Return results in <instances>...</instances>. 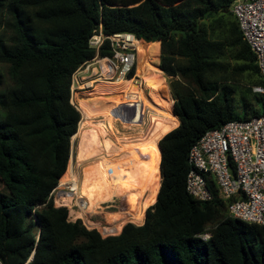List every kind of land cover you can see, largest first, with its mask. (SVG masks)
I'll list each match as a JSON object with an SVG mask.
<instances>
[{
  "label": "trees",
  "instance_id": "16d2710c",
  "mask_svg": "<svg viewBox=\"0 0 264 264\" xmlns=\"http://www.w3.org/2000/svg\"><path fill=\"white\" fill-rule=\"evenodd\" d=\"M232 2L0 0L7 77L0 73V264H264V223L228 216L215 188L207 201L185 189L188 151L205 131L264 115V93L250 88L251 103L244 96L234 107L236 73L253 76L255 86L264 87V79ZM99 23L104 34L129 32L151 42L140 43V55L158 56V43L155 70L170 79L178 120L158 140L159 188L143 223L127 222L107 236L68 220L67 208L51 197L67 175L80 119L72 75L94 56L88 39ZM109 53L106 41L99 54Z\"/></svg>",
  "mask_w": 264,
  "mask_h": 264
},
{
  "label": "built area",
  "instance_id": "2783aa9c",
  "mask_svg": "<svg viewBox=\"0 0 264 264\" xmlns=\"http://www.w3.org/2000/svg\"><path fill=\"white\" fill-rule=\"evenodd\" d=\"M229 10L238 24L243 40L254 54L255 64L264 79V0H233ZM106 41L110 53L100 55L99 50ZM141 42L144 41L129 32L104 34L100 23L93 29L88 46L94 51V56L80 65L71 79V103L77 110V94L89 92L98 84L124 86L134 84L139 88L143 85L142 68L138 69ZM149 53L150 51L147 55ZM156 68L157 65L154 69ZM254 91L264 93V87L255 86ZM143 113L138 126L132 125L127 128L122 127L124 121L114 118L112 130L105 126L107 134L111 133L110 138L118 136L120 143L135 140L143 132ZM81 118L80 114L77 129ZM149 125L150 121L146 131ZM188 163L190 169L186 175L185 189L194 199L210 200L213 196L211 190L215 188L217 197L226 203L228 216L249 223H264V115L247 120H230L218 128L205 131L191 145ZM58 181L51 192L53 204L65 206L70 217L69 206L63 202L56 204L55 199L62 194L76 193V183L71 176L63 183L60 182V178ZM76 197L72 207L93 222L91 227L96 228L98 232L100 224L105 226L107 223V227L103 228L109 226L111 228L118 221L111 216L109 218L105 216L101 209L109 210L111 214L116 212L129 214L126 210L114 208L110 204L105 208L102 204H96L95 208L88 209V200L79 194H76ZM76 219L82 220L86 228L90 227L84 223L82 217L71 220L68 218L70 221ZM198 237L206 240L209 232L200 233Z\"/></svg>",
  "mask_w": 264,
  "mask_h": 264
},
{
  "label": "bare ground",
  "instance_id": "6f19581e",
  "mask_svg": "<svg viewBox=\"0 0 264 264\" xmlns=\"http://www.w3.org/2000/svg\"><path fill=\"white\" fill-rule=\"evenodd\" d=\"M142 73L143 85L140 88L134 84L124 86L103 83L89 92L77 94V108L82 118L78 127L80 136L76 157L78 161H86V164L80 169L79 187L77 177L74 178L76 193L62 194L55 202L67 204L69 214L73 218L82 217L90 227L93 222L72 207L78 193L88 200V209L96 204H102L103 207L111 204L131 215L121 212L112 214V219L118 221L111 228L98 226L99 230L103 229V234L119 233L128 220L133 223L142 221L144 210L154 203L159 188L160 153L157 141L178 124L172 113V97L165 79L152 70L142 69ZM147 106L158 115L149 117L150 125L145 133L131 142L120 143L118 136L109 137L111 133L107 134L105 126L112 130L114 117L124 121L122 127L127 128L125 124L128 117L136 114L135 111L141 117ZM97 117L100 119L94 120ZM140 120L132 123L138 126ZM70 167L66 180L71 176ZM140 181L146 185L136 186V182Z\"/></svg>",
  "mask_w": 264,
  "mask_h": 264
},
{
  "label": "rangeland",
  "instance_id": "374dc122",
  "mask_svg": "<svg viewBox=\"0 0 264 264\" xmlns=\"http://www.w3.org/2000/svg\"><path fill=\"white\" fill-rule=\"evenodd\" d=\"M0 32H1V28H0ZM218 33H219V31L218 30H215L214 32H209V35H210V37L211 38H215V37H217V35H218ZM227 60H229V62H230V65H231V67L232 68H235V67H237V66H239V64H240V61H236V60H234L233 58H231V57H228L227 58ZM157 63H158V56H156V55H152L151 53L149 54V55H139V58H138V69H140V68H142L143 70H146L147 68H149V66L148 65H151L150 66V69L152 70V71H155V72H157V73H160L161 75H162V77L165 79V82H166V84H167V87H168V82H169V77H167V76H165L162 72H158V71H156L154 68L156 67V65H157ZM143 65H145V67L143 68ZM6 68H5V64H1L0 63V73L2 74V76H3V80H4V82H6V79H7V77H6ZM235 78L237 79V81H236V85H237V88H236V90H235V92H234V96H233V98H234V107H235V109H236V111L238 110V107L240 106V103H241V97H244L245 98V100L247 101V102H250L251 103V100H252V98H251V93L249 92H247V88H250L251 89V92L253 93V92H255L254 91V86L255 85H253L252 84V80L254 79L253 78V76H250L248 73H242V74H235ZM2 86H0V88H1ZM168 90H169V87H168ZM169 92H170V90H169ZM171 94V93H170ZM172 97V96H171ZM80 98V97H79ZM78 99V98H77ZM83 102H86V100H82ZM88 101V100H87ZM173 103V98H172V102H171V104ZM136 112V114H134V115H131L132 116V118H131V116H129L128 117V119L126 120V126L127 127H129V126H132V125H135V124H133V123H137L139 120H140V116L137 114V111H135ZM154 116V115H158L156 112H155V110H153L152 108H150L149 106H147L145 109H144V113H143V124H142V127H143V132L142 133H145L146 132V126H148V124H149V121H150V116ZM115 118V117H114ZM97 119H100V118H95L94 120H97ZM176 120H177V118H176ZM115 121V120H114ZM178 121V120H177ZM133 122V123H132ZM114 124V123H113ZM116 126H117V124H116ZM124 128H126V127H124ZM115 130H117V129H115ZM133 131V130H132ZM141 133V134H142ZM73 135H75V137H72L71 136V138H70V155H69V159H68V163H67V168H68V166H71L70 167V174H71V177L74 179V178H76V181H77V185H78V187L80 186V176H81V173H80V169L82 168V166L83 165H85L86 164V161L84 162V161H78V159H77V157H76V154H77V143H78V139H79V136H80V134H79V132H78V129L76 130V132L73 134ZM76 164V165H75ZM76 167V168H75ZM67 168H66V170H67ZM68 170H69V168H68ZM69 172V171H68ZM68 172H67V175H68ZM65 176V178L61 181V183L62 182H64L66 179H67V177L68 176ZM74 175V176H73ZM59 182V181H58ZM141 182V181H140ZM136 182V186H142V185H146V183H144V182ZM0 188H1V185H0ZM78 190H79V188H78ZM144 193H146V191H144ZM79 194V193H78ZM116 200H118L119 198H115ZM56 203V202H55ZM57 204V203H56ZM153 204V203H152ZM100 205V204H99ZM109 205V204H108ZM111 205V204H110ZM151 205V204H150ZM105 206V205H104ZM149 206V205H148ZM147 206V207H148ZM106 207V206H105ZM105 207H103V208H105ZM95 208V207H94ZM115 208V207H114ZM103 211V212H102ZM145 211V210H144ZM101 212L103 213V214H105V216H107L108 218H109V216H112V214L110 213V211L108 210H106L105 209V211L104 210H102L101 209ZM127 214V213H126ZM69 216L70 217H68L70 220H71V218L73 219V217L69 214ZM127 216H131L130 214H127ZM144 217V216H143ZM78 218V217H77ZM82 221V220H81ZM127 222H132V221H130V220H128V221H126V223ZM133 223V222H132ZM125 224V223H124ZM134 224H136V223H134ZM107 225V223L105 224V226L103 225V224H100L99 225V227H107L106 226ZM212 225L211 224H208L207 225V227L209 228V227H211ZM110 227V226H109ZM87 228H93V227H87ZM96 229V228H95ZM99 232H101L100 234L102 235V236H107V235H110V234H103V229L102 230H100ZM114 234H117V233H114Z\"/></svg>",
  "mask_w": 264,
  "mask_h": 264
},
{
  "label": "crops",
  "instance_id": "0c3cea01",
  "mask_svg": "<svg viewBox=\"0 0 264 264\" xmlns=\"http://www.w3.org/2000/svg\"><path fill=\"white\" fill-rule=\"evenodd\" d=\"M153 43V42H152ZM154 43H157V42H154ZM157 48H158V56H159V46H158V43H157ZM159 140V139H158ZM157 145H158V143H157ZM143 220H144V218L142 219V221L141 222H135L136 223V225H140V224H142L143 223ZM121 230V229H120ZM120 232V231H119Z\"/></svg>",
  "mask_w": 264,
  "mask_h": 264
}]
</instances>
